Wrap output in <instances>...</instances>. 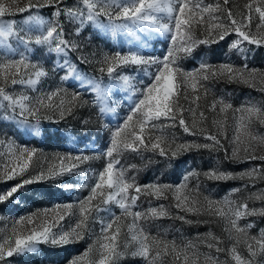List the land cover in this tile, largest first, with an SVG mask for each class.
<instances>
[{"label":"snow or ice","instance_id":"6c2138e0","mask_svg":"<svg viewBox=\"0 0 264 264\" xmlns=\"http://www.w3.org/2000/svg\"><path fill=\"white\" fill-rule=\"evenodd\" d=\"M229 5L230 0H223V6L205 0H75L72 4L67 0H0V18L27 12L25 23L38 26L33 33L32 28L19 27L14 19H0V100L6 102L0 103V108L5 112V121L27 126L38 134L41 119L51 120L55 114L60 119L79 118L87 125L90 118L78 117L81 109L94 112L98 107L99 115L114 111L109 107L113 88L122 90L128 99L127 115L109 129L108 142L95 156L57 153L49 159L37 148L20 145L5 134L7 150L0 152V183H13L0 191V202L16 199L25 186L45 181H58L65 190L89 188V194L14 220L10 232L5 228L0 235V264H9L6 257L35 253L41 244L64 247L93 237V243L67 264H117L130 245L134 249L131 256L143 258L145 264H157L158 258L169 256L172 264H222L210 253L204 254L201 261L196 241L208 249L215 248L217 253L227 252L235 264H253L238 250L236 245L241 243L249 257L257 256V246L264 255V228L251 236L249 229L254 224L239 223L248 216L264 217V207L249 208L247 203H264V188L249 192L244 202L230 199L233 194L254 188L258 181L264 182V135L253 130L254 123L264 126V106L248 103L234 107L223 97L214 98L210 104L205 100L206 109L200 104L201 91L205 96L211 94L210 83L214 80L264 92V70L249 68L247 64L238 67L207 62L185 70L181 64L199 46L218 44L231 33L237 37L231 49H237L242 42L264 45V0H248L246 11H234ZM44 9L49 11L47 21L42 15ZM197 30L202 31L203 39L195 35ZM152 37L166 42V51L159 56L142 51ZM94 39L110 42L117 50L94 46ZM121 40L131 47L126 51L119 47ZM33 45L45 47L52 59H60L45 70L29 57ZM89 67L99 72V77L89 75L85 71ZM130 69L145 73L148 82L134 83L132 76L124 74ZM105 76L108 85L103 82ZM44 77L56 80V87H39L38 82L43 83L40 78ZM17 85H27L32 94H23L21 88L17 95L13 87ZM206 112L216 114L210 126ZM185 113L191 114V123ZM177 127L191 139L165 134V129ZM4 143L0 139V144ZM205 150L210 154L223 152V160L217 158L215 166L207 171L193 168L178 184L162 182L160 177L140 184L137 175L141 169L134 164L128 168L120 164L126 152L134 153L141 161L145 160V153H151L147 164L160 159L171 164L186 153ZM90 159H102V168L98 172L80 171L79 166ZM225 161L237 166L260 163L233 172L224 170ZM74 174L94 178V183L73 185L61 179ZM201 176L212 182L242 183L217 200L210 193L205 194ZM193 178L195 184L190 183ZM141 197L145 200L141 201ZM154 201L168 203L154 205ZM144 202L148 204L146 209L134 210ZM110 205L117 206L120 214L112 213ZM102 212L107 215L102 216ZM125 218H131V222L123 224ZM164 219L192 227L223 222L235 244L221 248L211 230L198 232L195 240L179 243L168 239L166 233L153 235L147 225L159 227L156 222ZM96 224L100 225L99 234L94 231ZM213 240L217 242L214 244Z\"/></svg>","mask_w":264,"mask_h":264},{"label":"rangeland","instance_id":"374dc122","mask_svg":"<svg viewBox=\"0 0 264 264\" xmlns=\"http://www.w3.org/2000/svg\"><path fill=\"white\" fill-rule=\"evenodd\" d=\"M75 0H67V3L72 4ZM205 3L216 4L219 3L223 6V0H205ZM248 3V0H230V7L234 11L245 10L244 5ZM246 11V10H245ZM29 13L16 14L14 16H5L0 18L3 20L14 19L17 25L24 30L29 28L33 29L35 33L38 26L32 25L30 23H25V17ZM44 19L47 21L50 19L49 11L44 9L42 12ZM254 19H258V16L254 15ZM70 28V26L66 25ZM90 30H92L90 28ZM94 31V30H93ZM252 31L255 32L256 29L253 26ZM87 36V33L84 34ZM195 35L203 39L202 31L197 30ZM237 39L235 33H231L225 41H221L214 45H201L194 50L193 55L186 57L181 61V64L185 70H192L199 67L201 62H207L209 64L217 65L220 63H231L238 67H243L245 64L249 68H256L258 70H264V45H248L247 42H242V44L237 49H231L230 45ZM93 45L97 47H102L105 51L111 50L116 51L117 48L113 46L112 43L106 42L100 39H94ZM13 47H16L13 41ZM119 47L123 48L125 51L131 47L127 41L121 40ZM23 50V49H21ZM91 51V49H89ZM145 55L159 56L164 51H166V42H158L157 37H152L148 40L147 46L142 49ZM75 55V54H73ZM55 56V54H52ZM29 57L33 62L40 63L45 70L51 69L56 60L59 57L52 59L47 54V50L42 46H32V52L29 53ZM89 75H95L99 77V72L94 71L93 68L89 67L85 69ZM124 74L133 77L134 83L139 84L140 81L148 82V76L135 69L127 70ZM43 83L38 82V86L45 89H54L56 87V80L50 79L48 77L40 78ZM104 84L108 85L110 82L105 76L103 78ZM212 88V93L204 95L201 91L202 100L200 104L206 109L207 104H210L214 98L223 97L225 100L231 102L234 107H240L241 105L252 103L259 106H264V92L259 91L257 88H249L243 84L228 83L224 80H214L210 83ZM15 87L16 94H21L20 89L23 88V94L32 93L29 91L27 85L24 86H13ZM11 91V89H8ZM112 100L109 107L114 109V111L105 112L103 115L98 114L97 110L94 112H89L88 109H81L78 113L79 116L85 118H90V123L85 125L81 119L72 118L71 116L60 119L58 114L52 116L51 120L41 119L40 131L39 133L33 132L27 126L17 125L14 121H5L3 117L5 112L0 108V139H4L5 143L0 144V152H6L7 150V137H12L20 145H26L29 147H35L40 150L49 159H52L55 154H68L71 153L76 155L82 152L88 156H95L97 151H102V145L108 142V137L110 135L109 129H114L119 122L127 115L128 112V99L127 95L120 89L113 88L112 90ZM91 98V97H87ZM59 101L57 100V103ZM0 103L2 102L0 100ZM186 103V102H185ZM52 115V114H49ZM197 118H199V111L196 113ZM207 125H211L213 117L216 115L214 113H207ZM229 119L231 118V112L229 111ZM185 117L189 123H191V114L185 113ZM34 122V121H33ZM178 123V122H177ZM253 130L257 135H264V126L258 123L253 124ZM213 131L215 129L213 128ZM166 135H175L177 138L185 137L186 139H191L183 133L182 129L178 127L175 129L168 128L165 129ZM228 134L231 135V129L228 130ZM264 147V146H261ZM152 156L151 153H145V160L141 161L138 156L134 153L126 152L120 158V164L125 168L129 165H136L137 168L141 169L137 175V181L140 184H145L154 181L157 177H160L162 182L170 183H180L183 176L196 168L198 171H207L215 166L216 159L219 158L223 160L224 153L220 152L218 154H210L208 151L186 153L185 155L175 159L169 164L166 160L160 159L158 163L147 164V158ZM153 159H156L153 157ZM59 163L58 160L54 161ZM104 161L102 159H90L79 166L80 171L84 170H96L97 172L102 168ZM259 161L252 162L248 165H230L226 161L224 162V170L240 172L246 167H251L253 164H259ZM145 165H147L145 167ZM63 182L70 183L73 185H80L87 181L89 185L94 183V178H89L86 176H81L79 174L65 175L61 178ZM200 179L206 185L205 194H211L213 198L219 200L229 193L232 188H237L241 186L240 181H228V182H212L204 180L201 176ZM13 182L0 183V191L5 190L10 187ZM195 184V178L190 182ZM264 188V182H257L255 187H250L248 191H244L238 194H233L230 199L236 200L238 202H244L249 192H256L259 189ZM89 194V188H73L71 190L63 189L58 181H45L38 182L31 185L25 186L21 190L16 199L10 200L9 202H0V235L3 234L5 228L10 232L13 222L19 219L21 216H26L30 213L35 212L37 209L52 208L56 204L72 203L77 201V199H82ZM145 198L141 197V201ZM156 203H165L167 201H154ZM249 208H261L264 207V203L258 200H247ZM148 207V204L144 202L139 209L134 210H144ZM112 213L119 215L120 210L115 205H110ZM172 213L175 214L176 210L171 209ZM102 216L107 215V213H101ZM131 222V218H125L122 220L123 224ZM159 227L153 226L151 224L147 225L148 230L153 235H164L167 234L168 239H176L179 243L181 240L187 242L188 240H195L196 234L199 232L201 234L211 230L213 235L218 238L219 246L221 248H231L235 241L230 239L227 231L225 230V224L213 223L211 225H200L199 227H192L186 224H182L179 221H172L169 219H164L157 221ZM241 225L245 223H252L254 227L249 229V235L256 236L259 234V229L264 228V217L260 216H248L240 220ZM179 228L180 231H176ZM100 225L96 224L94 226L95 233L99 234ZM126 231V228H125ZM92 239H88L87 242L80 241L73 243L64 247H57L51 244H41L38 246V251L35 253H26L23 255H14L11 258H5L9 261V264H67V261L73 256L83 253V251L88 247L89 244L93 243ZM2 242V239H0ZM217 241L213 240L212 243ZM198 244V250L201 253L200 260L203 261L204 254L210 253L212 256L217 257L222 264H235L231 259V256L227 252L217 253L215 248L208 249L205 244ZM241 255L245 259H250L253 264H264V255L259 253V248L257 246V256L249 257L246 246L241 243L236 245ZM134 250L132 245L129 246L126 254L121 256L117 261V264H145L143 258L131 256V251ZM157 264H172L171 257H161L158 258Z\"/></svg>","mask_w":264,"mask_h":264}]
</instances>
